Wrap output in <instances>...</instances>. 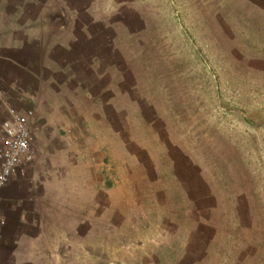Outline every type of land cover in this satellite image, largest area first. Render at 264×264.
Wrapping results in <instances>:
<instances>
[{
    "label": "crops",
    "instance_id": "obj_1",
    "mask_svg": "<svg viewBox=\"0 0 264 264\" xmlns=\"http://www.w3.org/2000/svg\"><path fill=\"white\" fill-rule=\"evenodd\" d=\"M242 1L264 12V0ZM164 3L0 0V72L6 64L33 79L40 118L34 158L0 185V264H63L66 245H100L102 232L116 245L132 204L148 206L153 192L182 182L170 152L175 143L155 125L163 115L133 72L126 43L163 18L154 9ZM17 79L0 84L12 88ZM144 218L148 228L147 211Z\"/></svg>",
    "mask_w": 264,
    "mask_h": 264
},
{
    "label": "rangeland",
    "instance_id": "obj_2",
    "mask_svg": "<svg viewBox=\"0 0 264 264\" xmlns=\"http://www.w3.org/2000/svg\"><path fill=\"white\" fill-rule=\"evenodd\" d=\"M167 1L154 7L163 18L126 43L182 182L132 204L116 245L102 232L100 245H66L63 264H264V12L242 0ZM18 74L21 84H0V121L10 108L28 115L33 159V79L6 64L0 79Z\"/></svg>",
    "mask_w": 264,
    "mask_h": 264
},
{
    "label": "built area",
    "instance_id": "obj_3",
    "mask_svg": "<svg viewBox=\"0 0 264 264\" xmlns=\"http://www.w3.org/2000/svg\"><path fill=\"white\" fill-rule=\"evenodd\" d=\"M8 113V117L0 121V185L25 173L33 151L28 115L14 108Z\"/></svg>",
    "mask_w": 264,
    "mask_h": 264
}]
</instances>
